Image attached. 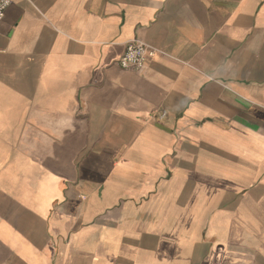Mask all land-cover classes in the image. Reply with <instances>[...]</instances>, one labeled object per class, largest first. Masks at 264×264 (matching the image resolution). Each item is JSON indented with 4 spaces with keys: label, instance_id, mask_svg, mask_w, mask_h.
<instances>
[{
    "label": "crops",
    "instance_id": "1",
    "mask_svg": "<svg viewBox=\"0 0 264 264\" xmlns=\"http://www.w3.org/2000/svg\"><path fill=\"white\" fill-rule=\"evenodd\" d=\"M0 264H264V0H12Z\"/></svg>",
    "mask_w": 264,
    "mask_h": 264
},
{
    "label": "built area",
    "instance_id": "2",
    "mask_svg": "<svg viewBox=\"0 0 264 264\" xmlns=\"http://www.w3.org/2000/svg\"><path fill=\"white\" fill-rule=\"evenodd\" d=\"M12 0H0V21ZM153 50L141 39L134 38L126 43L117 63L122 68L138 69L152 56Z\"/></svg>",
    "mask_w": 264,
    "mask_h": 264
}]
</instances>
